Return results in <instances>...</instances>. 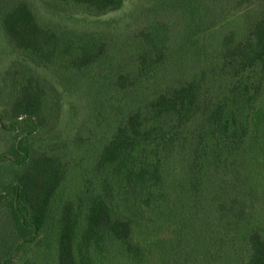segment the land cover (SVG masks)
Wrapping results in <instances>:
<instances>
[{"label":"trees","instance_id":"16d2710c","mask_svg":"<svg viewBox=\"0 0 264 264\" xmlns=\"http://www.w3.org/2000/svg\"><path fill=\"white\" fill-rule=\"evenodd\" d=\"M56 1L95 18L126 0ZM150 6L165 13L137 37V80L117 81L132 111L84 167L81 139L37 150L28 138L59 110L60 74L63 88L77 84L106 56L107 38L97 29L53 32L27 3L0 0V95L11 101L7 128L17 138L26 123L12 159L0 156V264L24 246L23 264H39L33 254L51 226L55 264H264L262 232L249 230L264 203V0ZM221 24L203 42L195 37ZM190 43L202 54L192 70L154 85L175 57L170 49Z\"/></svg>","mask_w":264,"mask_h":264},{"label":"rangeland","instance_id":"374dc122","mask_svg":"<svg viewBox=\"0 0 264 264\" xmlns=\"http://www.w3.org/2000/svg\"><path fill=\"white\" fill-rule=\"evenodd\" d=\"M19 1L28 4L39 25L50 28L53 32H58L62 28L76 27L97 29L102 31L107 38L108 52L106 56L95 69L80 75L77 84L63 88L61 84L63 80L60 78L63 77V72L58 77L60 83L52 81L57 84L56 87L59 91L55 102L58 104L59 110L56 107L57 111L55 110L54 119H51L50 122L46 121L36 134L28 138L29 144L34 145L37 150H43L50 145L58 144L59 146H63L67 143L72 144L81 139L83 150L80 151L79 155L76 154V160H80L82 165L86 167L89 165L88 160L94 154L97 146L99 147L100 144L105 143L108 140L107 138L111 137L115 130L124 124L126 117L132 111L133 106L129 97L131 92L127 93L120 90L117 86V81L120 76H125L136 82L138 57L137 51L134 48L137 37L140 32L142 33L148 29L147 27L152 23L153 19L160 20V17L165 12L156 11L155 7L150 6L154 0H126L124 7L118 12L94 18L79 7L73 8L56 0ZM232 7H234L233 4ZM238 15L236 17L240 19L241 14L238 13ZM222 26L223 24L218 25L211 28L204 35L195 37L203 42L208 35L220 33L219 29ZM1 43L2 24L0 23ZM197 50L194 43L184 45L182 51H178L174 47L170 49L169 53L171 56L174 54L175 57L174 59L172 57L168 59L162 66L158 75L159 78L156 79L154 85L160 86L163 81L176 83L182 80L187 75V72L192 70L197 59L202 57V54L196 55ZM7 59L11 61L12 59L14 60V57L9 56ZM10 61L8 64H10ZM14 66L13 73L17 74L16 80L21 83L23 69L20 65ZM3 69L5 68H0L1 79L3 78ZM10 104L11 101L8 96L1 94L0 156L2 154L7 155L10 147L11 151L12 146L17 147V144L21 142L20 138L23 137L26 130L24 127L26 123H23L20 128V134H18L19 137L17 138L15 131L7 128L10 124ZM23 142L25 144V141ZM7 156H9V159L13 157ZM262 164H264V160L259 163V176L264 172ZM5 177H7L6 174ZM259 188L261 196L264 197V182H259ZM0 192H3L1 184ZM260 203L257 209L259 212L258 218H255V221L249 226V230L259 229L264 237V206H262L264 203L261 201ZM53 230L54 226H51L43 231L42 239L45 241L41 244V248H37L33 254L39 264H55ZM166 237H170V235L167 234ZM22 240L20 239V242ZM30 254L31 252L26 246H24V249H18L15 252L12 264H23L29 260ZM185 256L189 259L193 254L188 252ZM208 262L209 259L207 261L203 259L200 263L208 264Z\"/></svg>","mask_w":264,"mask_h":264}]
</instances>
